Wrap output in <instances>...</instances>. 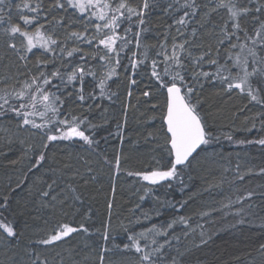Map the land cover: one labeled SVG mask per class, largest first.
<instances>
[{
  "label": "trees",
  "instance_id": "obj_1",
  "mask_svg": "<svg viewBox=\"0 0 264 264\" xmlns=\"http://www.w3.org/2000/svg\"><path fill=\"white\" fill-rule=\"evenodd\" d=\"M25 2L35 4L38 0H10L9 4L12 9V22L20 23L22 28L24 25L19 19L17 5L22 6ZM52 2L53 0H43L41 16L47 14L48 20H52L53 16L57 19L63 17V24L53 21L51 24H45L42 31L46 35L53 34V38H57L67 47L63 55L57 50L55 64L41 65L40 70L48 74L54 68H59L64 76V82L60 83L58 79H52V84L58 85L59 91L52 89L51 85L49 88L57 91V95H60L64 101L62 112H70L74 115L82 113L97 126L95 129H90V132L95 133L93 139L98 141V144L89 147L78 138L73 141L55 142L50 145L43 165L39 168H31L29 171L31 161L35 160L36 156L33 152L26 154V146L28 144L36 146L40 143L39 138L33 135L35 130L18 129L17 121L12 118L0 119V128L5 129L0 131V195L7 193L10 187L16 189L11 193V214L6 212L5 215L15 220L18 231L22 233L18 241L9 242L0 237V264H31V259L37 253L42 259H47L49 264H61V261L63 264H98L100 247L104 242L96 229L103 232L106 223H110V231L116 237L114 243L122 246L127 241L121 226L128 225L131 220L141 219L142 222L135 224L133 229L138 232L153 223L163 224L174 217L185 215L192 217L191 227L195 228L196 222L199 221L206 230H212L198 213L213 208L217 209L213 212V217L222 226L212 230V240L201 247L194 246V243H199L198 236L189 237L187 240L182 238V243L179 245L181 250L185 247L191 249L184 257V264H264V254L259 250V246L264 244V227L260 226L261 221L264 220V174H247L244 175L243 180L235 178L237 164L240 174H244L249 168L264 167V146L236 145L225 138L227 134H231L234 140H255L264 137V130H260L261 117L258 115L264 109L250 104L247 97L239 94L238 91L228 95L218 87L206 85L202 93V107L209 127L220 139L182 174L184 184L181 185L174 180L171 181V187L168 186V181L152 185L144 181L142 176L129 175L128 173L154 170L158 167L157 161H160L161 165L167 163L163 159L166 152L160 132L164 96L156 90L152 81L150 64L146 63L138 67L135 75H132L130 65L127 72L123 68L119 69V76L113 77V80L108 82L112 90L117 91L119 99L114 97L115 103L107 99L97 100L92 104V110L89 112L87 106L92 102L86 99L81 104L76 99L80 87L79 81L69 83L67 74L78 65L84 66L86 70L91 68L96 72V76L84 77V93L87 97L88 92L95 89L98 94L99 89L96 85L103 71L100 66L103 62L97 63L98 57L97 60L88 59L87 63L80 60L82 54L94 51V48L82 40L69 35L72 31L83 32L81 14L74 9H68L67 12L53 9L48 12ZM19 11L31 15L22 7ZM220 12L223 15L226 10L221 9ZM83 16L86 17L87 13ZM212 22L219 23V17L215 13L207 25L209 29ZM169 23L171 20L161 9H155L149 19L150 31L143 39L148 44H156L158 39L162 38L161 34ZM123 27L122 25L121 30ZM28 30L32 31L33 28ZM93 32L94 29L89 26L88 35L91 36ZM208 42L215 44V40ZM16 43L19 48L21 41L17 40ZM95 43L94 40L93 44ZM73 47L82 48L83 53L76 52L72 57H68L66 53ZM33 53H36V56L28 54L26 69L17 54L6 48L5 38L0 34V79L12 85L17 79L24 80L25 73L37 74L36 57L39 56L41 60L49 59L51 53L42 55L44 50L39 47L34 48ZM126 55L130 56L131 52H127ZM126 63L127 60L122 58L121 64ZM205 70L215 69L214 66L206 65ZM131 79L136 80L135 85L130 83ZM16 86L19 87L18 84ZM128 91H131V97L127 95ZM145 91L149 92V96L143 95ZM69 92L72 93L71 96L67 95ZM97 103L100 104L99 108L96 107ZM153 105H158V109L154 111ZM35 119L40 122L38 116ZM117 123L123 124L120 135L116 134ZM253 123L256 127L248 131ZM87 134L89 132H86ZM9 138L11 143L8 142ZM21 140L24 144H21ZM117 155L120 156L118 174L115 171ZM105 158L108 163L105 162ZM65 164L70 167L64 168ZM89 168L91 171H88ZM54 170H62V172ZM73 173H78L75 178ZM53 179L57 181L53 186L57 194L55 208L52 207L50 200H42L40 196L41 190L45 189ZM220 181H223L220 188L212 187L211 192L205 190ZM17 184H21V187L17 188ZM69 184L76 188V194L81 197L80 201L73 202V193L68 188ZM249 190L255 195L250 200L244 201V207L246 220H251L252 224L246 223L232 228L230 223L233 221V215L229 213H235L241 205L233 204L231 209L223 208L221 211L222 204L227 203V197L235 201L237 196H242ZM61 200L64 201L63 205L59 203ZM185 200L188 201L185 207L179 208V203ZM110 202L111 209L108 208ZM248 204H251L250 208L247 207ZM144 213L151 218L144 220ZM58 223H69L72 226L84 223L89 228V233H73L54 245L43 246L34 243L44 238ZM183 227V225L176 227L177 235H181ZM160 240L163 242V238ZM105 264H137V257L133 253L114 252L111 255L106 254Z\"/></svg>",
  "mask_w": 264,
  "mask_h": 264
},
{
  "label": "snow or ice",
  "instance_id": "obj_2",
  "mask_svg": "<svg viewBox=\"0 0 264 264\" xmlns=\"http://www.w3.org/2000/svg\"><path fill=\"white\" fill-rule=\"evenodd\" d=\"M9 4L10 0H0V34L5 38L6 48L17 54L26 69L28 54L36 56V53H33L34 48L43 49L42 55L51 53L49 59L41 60L39 56L36 57L37 74L25 73L24 80L17 79L12 85L0 79V85H3L0 87V119L5 117L15 119L18 129L35 130L33 135L39 138L38 145L26 146V154L33 152L36 156V159L31 161L29 168L31 171V168H39L43 165L50 145L55 142L73 141L78 138L89 147L98 144V141L93 139L95 133L90 132V129H95L97 126L82 113L74 115L61 111L64 101L60 95H57L58 85L52 84V79H58L60 83L64 82V76L58 67L48 74L40 70L41 65L55 64L57 50L63 55L67 47L57 38H53V34L46 35L42 31L45 24H51L53 21L62 25L63 17L57 19L53 16L52 20H48L47 14L41 16L43 0H38L35 4L25 2L22 6L17 5L19 19L24 25L22 28L20 23L12 22V9ZM21 7L31 15L19 11ZM157 8L161 9L171 23L166 25L161 34L162 38H159L156 44H148L143 37H146L150 31V15ZM53 9L65 12L74 9L81 14L83 32L72 31L69 35L82 40L94 48V51L82 54L80 60L87 63L88 59L97 60L98 57L97 63L103 62L100 64L103 71L96 85L99 89L98 94L95 89L89 91L87 97L84 93V77L96 76V72L91 68L86 70L84 66L78 65L67 74L69 83L79 81L80 87L76 99L81 104L86 99L92 102L87 106L89 112L92 110V104L97 100L107 99L115 103L113 98L119 99L117 91H113L108 83L113 77L119 76V69L123 68L127 72L130 65L132 75H135L138 67L146 63L150 64L152 81L156 90L164 96L160 132L166 152L163 159L167 163L161 165L160 161H157L156 169L143 173H128L129 175L142 176L144 181L152 185L168 181V186L171 187V181L174 180L181 185L184 184L182 174L220 139L209 127L202 107V93L206 85L218 87L228 95L238 91L239 94L247 97L250 104L264 109V0H183V2L181 0H53L48 12ZM221 9L226 10V13L222 15ZM84 13H87L86 17L83 16ZM178 13L181 14L177 15ZM213 13L219 17V23L212 22L209 29L207 25ZM122 25L124 27L121 30ZM89 26L94 29L91 36L88 35ZM29 28L33 30L29 31ZM17 40L21 41L19 48ZM209 40H215V44L208 42ZM194 49L200 51L194 52ZM76 52L83 53V49L73 47L66 54L72 57ZM127 52H131V55L127 56ZM122 58L127 60L124 65L121 64ZM206 65L214 66L215 70L206 71ZM113 83L117 82L113 81ZM130 83L135 85L136 80L131 79ZM17 84L19 87L16 86ZM50 85L57 91H52ZM67 95L71 96L72 93L69 92ZM127 95L131 97V91H128ZM143 95L147 97L149 92L145 91ZM96 107L99 108L100 104L97 103ZM157 109L158 105H153V110ZM258 115L261 117L260 130H264V111ZM37 116L40 122L35 119ZM124 117L126 123L127 105L124 109ZM255 127L253 123L247 130L251 131ZM122 130L123 124L117 123L116 134L120 135ZM0 131L5 129L0 128ZM86 132L89 134L86 135ZM225 138L236 145L264 146V137L255 140H234L231 134H227ZM8 142H12L11 138ZM20 142L24 144L23 140ZM105 162L108 163L107 158ZM68 167L70 165H64V168ZM54 171L62 172V170ZM88 171L91 169L89 168ZM115 171L117 174L120 171L119 155L115 158ZM236 172L235 178L243 180L244 175L247 174H264V167L249 168L244 174H240L237 164ZM77 174L73 173V178ZM56 183L57 181L53 179L40 192L41 199L50 200L53 208L57 202V194L53 187ZM222 184L223 181H220L205 190L211 192L212 187L220 188ZM16 187H21V184H17ZM68 188L73 193V202L80 201L81 197L76 194V188L71 184ZM15 190L10 187L7 193L0 195V237L9 242L18 241L22 235L17 229L15 220L5 215L6 212L11 214V193ZM254 195L255 193L249 190L244 195L237 196L235 201L231 197L226 198L227 203L222 204L221 211L223 208L231 209L233 204L241 205L235 213H229L233 215L230 227L252 224L251 220H246L244 201L250 200ZM187 202L185 200L179 203V208H184ZM59 203L63 205L64 201L61 200ZM247 207L250 208L251 204ZM108 208H112L111 202ZM214 211L217 209H207L198 213L212 230L222 226L213 217ZM150 218L147 213L143 214L144 220ZM191 220V216L180 215L163 224L153 223L150 227L137 232L133 230L134 226L142 221L136 218L129 221L128 225L121 226L127 241L122 246L114 243L116 237L110 231V223H106L103 232L96 229L104 242L100 247L98 264H105L106 254L111 255L114 252L133 253L137 257V264H184V257L191 249L185 247L181 250L179 245L182 243V238L187 240L189 237L198 236L199 243H194L195 247L207 245L213 238L212 230H206L199 221L193 228L190 225ZM179 225L184 226L181 235L176 234V227ZM260 226L264 227V220L261 221ZM78 232L87 234L89 228L84 223H79L78 226L58 223L44 238L34 243L43 246L54 245ZM160 238H163V242ZM259 250L264 254V244L259 246ZM31 264H49V261L42 259L37 253L31 259Z\"/></svg>",
  "mask_w": 264,
  "mask_h": 264
}]
</instances>
